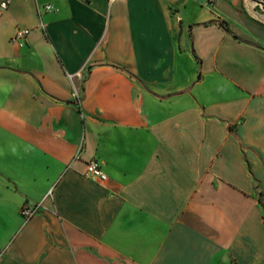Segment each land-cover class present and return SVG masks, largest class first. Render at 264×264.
Wrapping results in <instances>:
<instances>
[{"label":"crops","instance_id":"0c3cea01","mask_svg":"<svg viewBox=\"0 0 264 264\" xmlns=\"http://www.w3.org/2000/svg\"><path fill=\"white\" fill-rule=\"evenodd\" d=\"M250 4L0 11V264H264V19ZM89 159L105 182L83 175Z\"/></svg>","mask_w":264,"mask_h":264},{"label":"built area","instance_id":"2783aa9c","mask_svg":"<svg viewBox=\"0 0 264 264\" xmlns=\"http://www.w3.org/2000/svg\"><path fill=\"white\" fill-rule=\"evenodd\" d=\"M12 0H0V11L5 10L8 5L11 3ZM208 2H212V0H207ZM252 2L250 4V7L252 8L253 6L257 5L259 9L262 12L263 8L261 7V0H249ZM44 10H48L50 8L49 4H44L42 6ZM29 29L25 27H15L13 30V33L10 37V40L15 42L18 45H21L22 42L24 41ZM73 97L75 102L78 104L79 103V97H78V91L74 89L73 91ZM83 175L92 179L96 183H103L106 181V174L104 171L100 168L98 162L93 159H89L85 162L84 164V169H83ZM50 196V191H48L44 197ZM41 204H33V205H28V204H21L19 207V214L20 216L24 218H29L32 215L36 214L40 210Z\"/></svg>","mask_w":264,"mask_h":264},{"label":"rangeland","instance_id":"374dc122","mask_svg":"<svg viewBox=\"0 0 264 264\" xmlns=\"http://www.w3.org/2000/svg\"><path fill=\"white\" fill-rule=\"evenodd\" d=\"M252 10V9H251ZM255 13V12H254ZM263 14H264V5H263V11L261 12V15H259V17H261L262 19H264V17H262L263 16ZM260 19V18H259ZM261 19V20H262ZM262 212H263V215H262V218H263V222H264V209H262ZM30 218V217H29ZM29 218H24L23 220L25 221V220H27V219H29Z\"/></svg>","mask_w":264,"mask_h":264},{"label":"water","instance_id":"95a60500","mask_svg":"<svg viewBox=\"0 0 264 264\" xmlns=\"http://www.w3.org/2000/svg\"><path fill=\"white\" fill-rule=\"evenodd\" d=\"M252 11L255 12L256 14H261V10L259 9L257 5L252 7Z\"/></svg>","mask_w":264,"mask_h":264},{"label":"bare ground","instance_id":"6f19581e","mask_svg":"<svg viewBox=\"0 0 264 264\" xmlns=\"http://www.w3.org/2000/svg\"><path fill=\"white\" fill-rule=\"evenodd\" d=\"M261 1H262L261 5H262V7H263V5H264V0H261ZM251 3H252V2H251ZM262 11H263V9H262ZM262 17H264V14H263Z\"/></svg>","mask_w":264,"mask_h":264}]
</instances>
